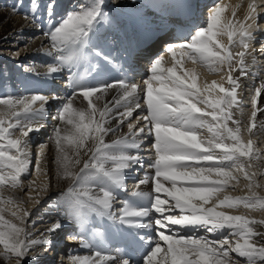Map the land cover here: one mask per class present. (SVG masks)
Wrapping results in <instances>:
<instances>
[{
    "label": "snow or ice",
    "instance_id": "6c2138e0",
    "mask_svg": "<svg viewBox=\"0 0 264 264\" xmlns=\"http://www.w3.org/2000/svg\"><path fill=\"white\" fill-rule=\"evenodd\" d=\"M59 7V0H29L26 13L12 7L47 38L45 55L51 59L45 76L65 80L67 92L49 136L54 178L63 187L54 194L55 203L53 197L45 201L56 218L41 239L29 232L33 213L26 204H39L55 185L51 178L41 185L30 178L48 176L41 166L47 145L39 146L33 164L31 134L41 131L46 106L60 97L0 95L2 264H43L56 251L52 237L61 233L80 248L94 249L90 255H66L67 264H264V219L222 210L264 213V196L256 191L264 187V155L252 139L254 130H264V119L257 122L264 112V81L254 89L248 123L233 113L241 104V78L249 74L254 30L260 28L255 0L243 20L237 19L239 4L207 5L204 25L179 42H165L139 84L123 61L129 33L152 23L150 17L193 16L199 4L77 0L63 14ZM201 70L219 79L201 82ZM114 71L118 77L109 79ZM145 167L151 171L130 190L131 175ZM242 180L249 195H228ZM26 183L28 201L14 195L24 192ZM144 185L150 190H142ZM106 245L113 251H102ZM51 264H62L61 258Z\"/></svg>",
    "mask_w": 264,
    "mask_h": 264
},
{
    "label": "bare ground",
    "instance_id": "6f19581e",
    "mask_svg": "<svg viewBox=\"0 0 264 264\" xmlns=\"http://www.w3.org/2000/svg\"><path fill=\"white\" fill-rule=\"evenodd\" d=\"M77 0H59L60 7L57 9L58 13L63 14L67 10H71L75 7ZM210 2V1H209ZM229 5H241L239 9H237V19H243L246 14H244V11H247V5L249 3V0H233L227 2ZM16 5L21 12H28L29 11V0H19V3H17V0H6V2H3V0H0V63L5 62L7 70L11 69L10 72H7L6 78H4V75H1L0 73V95H22V94H29V93H42L48 96L52 95H58L60 97L59 100L51 101L49 105H47V110L52 106L51 111H48L45 113V120L43 122V127L39 133H33L32 136V161L33 164H35L38 160L37 153L40 151V147L42 145H47L46 148L43 149L44 151V159L42 163V168L46 169L48 172V176L44 175H36L32 174L31 179L35 180L37 185H41L43 182L47 181L49 178L52 179V183L55 185V187L51 188L50 191L46 196H44L40 200V204H33L31 201H29L26 204V207L33 213L30 220L33 221V223L29 224V232L32 237L36 239L43 238L41 236V233H44L45 229L50 225L51 221L56 218V213L53 208L48 207L45 204V201L49 200V197H53V200L51 203H55L54 200V194L61 191V188L63 185L61 183H58L54 178V169L55 165L53 163L54 157H55V150L52 142L49 140V136L52 134V131L54 127L57 124V121L54 120L52 117L56 115L57 108L59 105L63 102L64 97L67 92V85L65 80H56L52 81L50 77H46L45 73L48 68V64L46 63L47 60H50V57H47L45 55V49L48 47L47 44V38L42 35L41 31L34 26L29 21L23 19L21 15H16L12 13V7L13 5ZM23 5V7H20V5ZM121 12H127L131 11V9H122L119 10ZM226 16H231V10L227 13H225ZM168 17V16H167ZM152 20V23H149L135 31L130 32L129 34L132 35L134 39L137 38L138 34H142L143 29H149L151 30L153 27H158L161 19L158 17H150ZM166 19V18H164ZM124 18L121 17V21L123 22ZM196 20L192 21V24H194ZM204 22L200 23V26H203ZM50 26V25H49ZM23 32L22 35H18V33ZM259 31L264 35V27H260L259 30H254L255 32ZM129 41H130V35H129ZM225 42H227L225 40ZM172 43V42H169ZM264 44V43H263ZM27 45V46H25ZM21 47V48H20ZM256 45L253 46L249 52L250 55L248 57L256 58L257 56V49H255ZM18 49L19 54L16 55L15 51ZM12 54V56H10ZM116 55H121V53H117ZM123 55V61H126L125 58L128 60L127 54L122 53ZM122 61V62H123ZM259 64H264V58L256 59L255 65L253 69L264 72V70L260 67ZM188 67H191V65H188ZM263 67V66H262ZM31 68L33 71L31 73L28 72V69ZM250 68L248 69L249 72ZM203 76H209L211 80L213 79H219L218 76H214L211 74H208L205 70H201ZM35 73H39V75H36ZM119 75L118 72L114 71V78H117ZM261 74L257 73L255 74V78L250 80L249 78H241V87L238 90V97L242 98V95H247L246 90L247 87H250L249 89L251 91H254L256 87L259 86V83L261 81H264V76L260 77ZM146 77L145 74H143L141 71L133 70L131 68L130 70V78L135 80L136 83H141L143 79ZM110 79V78H109ZM250 80L247 82V84L243 81ZM202 82V81H201ZM111 99V94L108 97ZM241 104L239 107L233 109L234 117L242 122V124L248 123V118L250 116V109L251 105L249 103H245L246 99H240ZM251 101V100H250ZM260 105L264 106V93L262 96V99L260 98ZM250 107V109H248ZM134 113V117H135ZM47 116V117H46ZM261 119H264V112H261L257 117V122L261 121ZM113 125H115V122H113ZM46 128V129H45ZM46 131H45V130ZM45 133L43 134V132ZM124 131L126 132L127 129L124 128ZM256 131V134L252 136V139L255 141L257 138H259V141L263 143L257 142V149L260 150L261 154L264 155V130H254ZM39 136V137H38ZM259 136V137H257ZM113 137L109 136L107 139L111 140ZM245 138L247 139V133H245ZM150 143V138H148L145 141V144ZM150 170V169H149ZM147 171L146 167L145 169H141L138 174L131 175V178L128 180V187L131 190L133 187V181L137 178H140L143 176L144 172ZM151 171V170H150ZM149 171V172H150ZM244 181H241V184L237 188L236 191H229L227 194L231 195L233 197L236 196H247L245 195L241 190H246L244 188ZM261 183L264 184V179H261ZM25 188H27V183L25 185ZM142 190L149 191L150 185H144L142 186ZM261 193L259 195L264 196V187L259 189ZM28 189H25L23 193L27 192ZM259 191V192H260ZM248 191H246L247 193ZM9 193H5V195H8ZM14 195L16 196H22L26 201H28V196L25 194L23 195L20 192H16ZM33 197H37L38 193L36 191H33L31 193ZM223 195V194H222ZM223 211L227 212L231 215H244L248 214L255 219H264V213L260 212H250L249 210L240 208V209H222ZM151 217L147 218V220H150ZM146 220V222H147ZM143 231H146L149 236L152 235L153 230L152 229H145ZM66 236V233H61L59 235L53 236L55 249L60 251V255H63L62 261H64V264H67V261L64 260V257L66 255H72V254H80V255H90L94 249H85L80 248L76 241L67 240L66 245L62 244L61 241H59V238L62 235ZM196 235H203L202 232H197ZM62 238V237H61ZM61 242V243H60ZM71 242V243H70ZM61 245H60V244ZM147 244L145 245V249L147 248ZM145 249H141L136 254V259L139 260V258L143 255V252ZM102 251H113L112 247L110 245L103 246L101 248ZM56 251V252H57ZM55 252V254H56ZM54 254L49 255L48 259H44L43 264H51L52 257ZM235 258V254H232ZM0 264H2V261H0ZM63 264V263H62Z\"/></svg>",
    "mask_w": 264,
    "mask_h": 264
},
{
    "label": "rangeland",
    "instance_id": "374dc122",
    "mask_svg": "<svg viewBox=\"0 0 264 264\" xmlns=\"http://www.w3.org/2000/svg\"><path fill=\"white\" fill-rule=\"evenodd\" d=\"M3 2H6V0H3ZM20 48H21V47H20ZM10 56H12V54H10ZM10 71H11V69H10V70H9V69L7 70L6 65H5V62L0 63V73H1V75H4V78H6L7 72H10ZM204 80H208L209 82L211 81V79H210L209 76H206V77H205V76L202 75V76H201V81L203 82ZM257 140H259V138H257V139L255 140L256 148H257V146H258V145H257V142H258ZM25 189H27V188H25ZM241 191H242V192L244 191L243 193H244L245 195L248 194V192L246 193L247 190H241ZM256 191H257L258 193H261L262 190L260 191L259 189H257ZM259 191H260V192H259ZM20 193H22L23 195H25L27 192H25V193L20 192ZM40 203H41V202H40ZM40 203H39V204H40ZM39 204H38V205H39ZM256 213H257V212H256ZM61 237H62V238H61ZM61 237L59 238V241H61L63 245H64V244L66 245L68 239H66V236H65L64 234H63ZM61 242H60V243H61ZM60 243H59V244H60ZM70 243H71V242H70ZM60 245H61V244H60ZM56 251H57V250H56ZM56 251H55V252H56ZM53 254H54V255H53V257H52V260H53L55 257H59V258H61V261H62V257H63L64 254H63V255H60L61 253H60L59 250L56 252V254H55V253H53ZM49 258H50V257H46L45 259H48V260H49ZM62 263L64 264V261H62Z\"/></svg>",
    "mask_w": 264,
    "mask_h": 264
}]
</instances>
